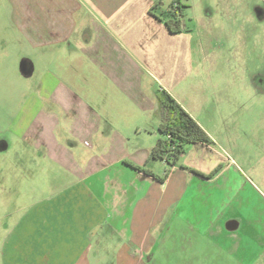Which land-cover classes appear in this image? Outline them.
I'll use <instances>...</instances> for the list:
<instances>
[{
	"label": "crops",
	"instance_id": "1",
	"mask_svg": "<svg viewBox=\"0 0 264 264\" xmlns=\"http://www.w3.org/2000/svg\"><path fill=\"white\" fill-rule=\"evenodd\" d=\"M163 2L23 0L35 19L26 36L46 65L40 98L21 106L0 150H13L14 178L34 180L36 194L2 223L1 264H91L90 255L105 257L109 249L115 260L148 264L157 243L178 247L213 225L212 210L180 205L190 173L211 179L190 170L193 161L169 164L161 174L156 160L168 163L150 156L159 138L157 90L183 105L162 70L188 30L170 32ZM22 60L32 68L27 76ZM17 61L20 77L33 76V59ZM184 107L204 127L197 111ZM190 144L208 157L206 167L195 158L194 169L211 172L216 150ZM185 225L192 236L186 237Z\"/></svg>",
	"mask_w": 264,
	"mask_h": 264
},
{
	"label": "rangeland",
	"instance_id": "2",
	"mask_svg": "<svg viewBox=\"0 0 264 264\" xmlns=\"http://www.w3.org/2000/svg\"><path fill=\"white\" fill-rule=\"evenodd\" d=\"M174 2L179 7L175 16L188 31L178 55L164 60L162 73L172 77L169 84L183 105L178 102L197 111L213 141L210 148L217 152L212 170L219 166L210 182L190 173L180 205L203 213L212 210L214 223L203 226L199 240L185 239L178 247L169 243L167 249L157 243L153 259L146 263L264 264V0H164L160 7L172 10L167 4ZM31 20L35 19L23 0H0L1 148L12 137L8 125L21 106L31 96L40 98L39 76L46 62L26 36ZM189 48L194 50L188 55ZM22 56L35 63L33 76L26 79L17 69ZM190 146L175 164L193 161L189 167L194 169L197 158L206 167L208 157ZM1 150L0 241L7 215L18 214V207L33 202L36 194L34 180L14 178L18 160L13 150ZM155 163L161 174L171 168L159 160ZM230 219L238 224L227 232L224 225ZM184 233L192 236L188 225ZM104 256L88 258L91 264H126L111 258L110 249Z\"/></svg>",
	"mask_w": 264,
	"mask_h": 264
},
{
	"label": "trees",
	"instance_id": "3",
	"mask_svg": "<svg viewBox=\"0 0 264 264\" xmlns=\"http://www.w3.org/2000/svg\"><path fill=\"white\" fill-rule=\"evenodd\" d=\"M171 5L172 10L164 9L161 12V17L164 18L165 25L170 32L182 31L181 17L175 16L179 7L176 6L175 2ZM157 6L158 2L150 7L149 12L152 13ZM155 97L158 102L156 115L159 120L157 127L159 138L150 150L151 157L161 158V160L173 165L184 153L187 144L213 143L205 127L194 119L171 93L159 88ZM131 166L139 168L137 165L131 164ZM190 170L202 177L210 178L218 172L219 166L215 167L210 173L200 172L193 168H190ZM167 175L168 172L162 178L160 177L161 181Z\"/></svg>",
	"mask_w": 264,
	"mask_h": 264
},
{
	"label": "water",
	"instance_id": "4",
	"mask_svg": "<svg viewBox=\"0 0 264 264\" xmlns=\"http://www.w3.org/2000/svg\"><path fill=\"white\" fill-rule=\"evenodd\" d=\"M31 70H32V68L29 67V62H27L26 60H22V61H21V64H20V71H21L25 76H27V75L30 74ZM2 148H5V146L2 147ZM234 222H235V221L232 220V219L226 221V223H225V225H224L225 229H226V230H232V229L236 228V225H235V226H233V225H234V224H238V223H234Z\"/></svg>",
	"mask_w": 264,
	"mask_h": 264
}]
</instances>
